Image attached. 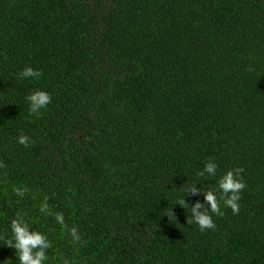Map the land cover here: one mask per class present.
I'll return each mask as SVG.
<instances>
[{"label":"trees","instance_id":"trees-1","mask_svg":"<svg viewBox=\"0 0 264 264\" xmlns=\"http://www.w3.org/2000/svg\"><path fill=\"white\" fill-rule=\"evenodd\" d=\"M20 218L44 264H264V0H0V264Z\"/></svg>","mask_w":264,"mask_h":264},{"label":"clouds","instance_id":"clouds-1","mask_svg":"<svg viewBox=\"0 0 264 264\" xmlns=\"http://www.w3.org/2000/svg\"><path fill=\"white\" fill-rule=\"evenodd\" d=\"M40 72L28 66L23 69L20 73L21 78L37 77ZM27 101L30 105V111L32 113H39L42 108H46L52 100L51 95L44 90H35L31 92L27 97ZM29 137L26 135H21L19 138V143L28 146ZM204 171L215 175L217 171V164L215 162H208L205 165ZM241 170H237L236 173L229 171L224 174L219 180V190L223 193V202L226 206L230 207L234 213L238 214L240 207L238 201L240 199V190L245 187V184L236 179V176ZM203 174V173H201ZM19 194L23 195V192L17 190ZM190 191L195 192L196 188L193 185ZM207 205L210 207V211L217 215H221L220 204L218 203L216 193L212 190L204 191ZM181 204L184 206L186 203L182 201ZM197 203L194 208L191 209L192 221L188 219V223L195 222L199 225L201 230L215 228L214 221L208 211L201 213L199 209L204 207ZM44 210L43 208L41 209ZM57 220L63 223L64 217L62 215H57ZM11 231L14 237V241L10 240L8 242L9 246L16 249L17 255L19 257L18 264H44L47 259L46 250L51 247V242L47 237L38 231H31L27 222L22 218L15 219L11 222ZM73 236H76V230H72ZM79 239L78 236H76Z\"/></svg>","mask_w":264,"mask_h":264}]
</instances>
